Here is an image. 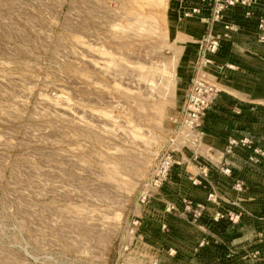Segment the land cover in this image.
I'll return each mask as SVG.
<instances>
[{"label": "rangeland", "instance_id": "374dc122", "mask_svg": "<svg viewBox=\"0 0 264 264\" xmlns=\"http://www.w3.org/2000/svg\"><path fill=\"white\" fill-rule=\"evenodd\" d=\"M191 91L218 163L169 143ZM169 144L207 199L172 226L264 264V0H0V264H134L120 217Z\"/></svg>", "mask_w": 264, "mask_h": 264}, {"label": "crops", "instance_id": "0c3cea01", "mask_svg": "<svg viewBox=\"0 0 264 264\" xmlns=\"http://www.w3.org/2000/svg\"><path fill=\"white\" fill-rule=\"evenodd\" d=\"M240 95L242 93L232 89L227 93L223 91L220 95L223 100L217 104L220 109L232 110L236 100L244 99L247 102L245 98L249 93L245 91L244 98ZM216 136H200L201 144L197 147L199 155L206 162L218 163L220 160L222 145ZM200 156L197 163L193 161L190 149L176 151L171 179L163 186L159 196L146 205L137 203L127 213L121 214L120 220L126 225L118 238L123 241L131 239L132 245L126 246L124 250L131 249L129 255H133L134 264H206L200 256L205 257L207 264H223L228 260L222 258L228 254L231 246L229 243H221L222 237L214 231L216 225L212 226V231H205L202 225L192 228L184 226V230L176 229L172 224L182 223V219L165 213L167 206H172L179 212H182L184 204L207 206L204 187L192 184V180L198 179L203 168ZM213 174L211 173L212 181ZM207 221L205 217L201 218L199 224ZM136 225L138 228H135ZM228 236H225L226 239ZM204 238H210L212 243L206 247L201 246ZM121 249L123 248L120 246L118 252Z\"/></svg>", "mask_w": 264, "mask_h": 264}, {"label": "built area", "instance_id": "2783aa9c", "mask_svg": "<svg viewBox=\"0 0 264 264\" xmlns=\"http://www.w3.org/2000/svg\"><path fill=\"white\" fill-rule=\"evenodd\" d=\"M217 47L216 42L212 43ZM205 92V91H204ZM200 92L191 91L186 97V103L182 111L179 128L169 143L174 144L177 142L179 145H196L200 138L197 129L203 124L202 118L204 111L208 107V101L204 97H199ZM209 96L212 94H208ZM208 96V97H209ZM161 153L154 169L150 172L147 180L143 184V189L138 195V203L141 205L149 204L152 200L159 196L163 186L171 179L172 169L174 163V150L170 149V145ZM193 185H199L198 179L192 180ZM189 206L186 207L188 209ZM201 208V206H197ZM172 206L165 208V213L170 215L173 211ZM157 264V263H155Z\"/></svg>", "mask_w": 264, "mask_h": 264}]
</instances>
